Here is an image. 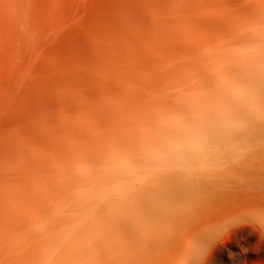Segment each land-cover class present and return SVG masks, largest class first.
Here are the masks:
<instances>
[{
  "label": "bare ground",
  "instance_id": "obj_1",
  "mask_svg": "<svg viewBox=\"0 0 264 264\" xmlns=\"http://www.w3.org/2000/svg\"><path fill=\"white\" fill-rule=\"evenodd\" d=\"M226 252L264 264V0H0V264Z\"/></svg>",
  "mask_w": 264,
  "mask_h": 264
},
{
  "label": "rangeland",
  "instance_id": "obj_2",
  "mask_svg": "<svg viewBox=\"0 0 264 264\" xmlns=\"http://www.w3.org/2000/svg\"><path fill=\"white\" fill-rule=\"evenodd\" d=\"M223 255V259L225 260V261H227L229 264H231V261L229 260V255H228V253L226 252V253H224V254H222ZM263 256V255H262Z\"/></svg>",
  "mask_w": 264,
  "mask_h": 264
}]
</instances>
